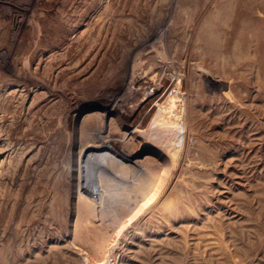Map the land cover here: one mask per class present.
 I'll return each instance as SVG.
<instances>
[{"label": "rangeland", "instance_id": "rangeland-1", "mask_svg": "<svg viewBox=\"0 0 264 264\" xmlns=\"http://www.w3.org/2000/svg\"><path fill=\"white\" fill-rule=\"evenodd\" d=\"M0 264H264V0H0Z\"/></svg>", "mask_w": 264, "mask_h": 264}, {"label": "bare ground", "instance_id": "bare-ground-1", "mask_svg": "<svg viewBox=\"0 0 264 264\" xmlns=\"http://www.w3.org/2000/svg\"><path fill=\"white\" fill-rule=\"evenodd\" d=\"M136 132H137L136 130H132V131H131V133H133L134 135H135ZM126 133H128V131H126ZM136 135H137V134H136ZM136 135H135V136H136ZM134 138H135V137H134ZM134 138H133V139H134ZM88 145H89V144H88ZM105 157H106V156H105ZM106 158H107V157H106ZM132 158H133V157H132ZM108 159H109V158H108ZM108 159H107V160H108ZM109 160H112V159H109ZM136 161H137V160H136ZM124 162H125V161H124ZM108 165H110V164H108ZM111 166H112V165H111ZM139 166H141V165H139ZM116 167H118V166H115V168H116ZM123 168H124V167H123ZM134 168H135V167H134ZM138 168H139V167H138ZM142 168H143V167H142ZM120 169H121V168H120ZM124 169H125V168H124ZM118 170H119V169H118ZM122 170H123V169H122ZM138 170H139V169H138ZM119 171H120V170H119ZM124 171H125V170H124ZM136 171H137V170H136ZM139 171H140V170H139ZM121 172H123V171H121ZM118 173H119V172H118ZM128 173H129V172H128ZM138 173H139V172H138ZM116 174H117V173H116ZM136 174H137V172H136ZM121 175H122V173H120V176H121ZM117 176H118V175H117ZM120 176H119V177H120ZM125 177H126V176H125ZM134 177H135V176H134ZM162 177H163V176H162ZM98 178H99V177H98ZM96 179H97V178H96ZM121 179H122V178H121ZM128 179H129V178H128ZM158 179H159V178H158ZM130 180H131V179H130ZM130 180H129V181H130ZM134 181H135V180H134ZM94 182H95V181H94ZM127 182H128V181H127ZM127 182H126V183H123V184H127ZM138 182H139V180H138ZM146 182H147V181H146ZM129 183H130V182H129ZM132 183H133V180H132ZM133 184H134V183H133ZM133 184H132V185H133ZM132 185H131V186H132ZM136 185H137V184H136ZM143 185H144V184H143ZM102 186H103V185H101V187H102ZM118 186H119V185H118ZM122 186H123V185H122ZM131 186H130V187H131ZM103 187H105V186H103ZM108 187H109V186H108ZM99 188H100V187H99ZM116 188H117V187H116ZM113 189H114V188H113ZM105 190H106V189H105ZM132 190H133V189H132ZM101 191H102V190H101ZM102 192H103V191H102ZM123 192H125V191H123ZM121 193H122V192H121ZM123 194H124V193H123ZM149 199H151V198H149ZM125 201H126V200H125ZM125 205H126V204H125Z\"/></svg>", "mask_w": 264, "mask_h": 264}]
</instances>
